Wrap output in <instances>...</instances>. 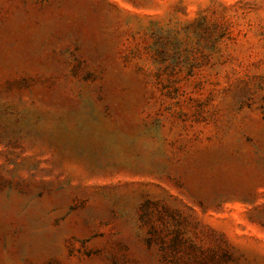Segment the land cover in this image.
Segmentation results:
<instances>
[{
    "label": "rangeland",
    "instance_id": "rangeland-1",
    "mask_svg": "<svg viewBox=\"0 0 264 264\" xmlns=\"http://www.w3.org/2000/svg\"><path fill=\"white\" fill-rule=\"evenodd\" d=\"M0 264H264V0H0Z\"/></svg>",
    "mask_w": 264,
    "mask_h": 264
}]
</instances>
